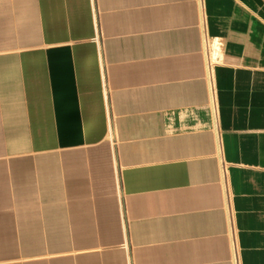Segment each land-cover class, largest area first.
<instances>
[{"label": "crops", "instance_id": "1", "mask_svg": "<svg viewBox=\"0 0 264 264\" xmlns=\"http://www.w3.org/2000/svg\"><path fill=\"white\" fill-rule=\"evenodd\" d=\"M0 0V264H264V0Z\"/></svg>", "mask_w": 264, "mask_h": 264}, {"label": "rangeland", "instance_id": "2", "mask_svg": "<svg viewBox=\"0 0 264 264\" xmlns=\"http://www.w3.org/2000/svg\"><path fill=\"white\" fill-rule=\"evenodd\" d=\"M201 12H202V14H203V12H204L203 0H201Z\"/></svg>", "mask_w": 264, "mask_h": 264}]
</instances>
